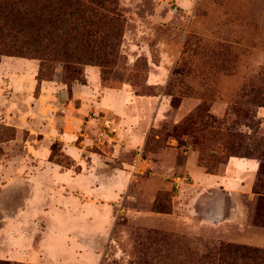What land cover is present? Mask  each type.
I'll list each match as a JSON object with an SVG mask.
<instances>
[{
    "label": "rangeland",
    "instance_id": "rangeland-1",
    "mask_svg": "<svg viewBox=\"0 0 264 264\" xmlns=\"http://www.w3.org/2000/svg\"><path fill=\"white\" fill-rule=\"evenodd\" d=\"M230 155H264V0H0V264H263L264 182L200 227Z\"/></svg>",
    "mask_w": 264,
    "mask_h": 264
},
{
    "label": "crops",
    "instance_id": "crops-1",
    "mask_svg": "<svg viewBox=\"0 0 264 264\" xmlns=\"http://www.w3.org/2000/svg\"><path fill=\"white\" fill-rule=\"evenodd\" d=\"M191 172L197 177V197L203 211L200 227L209 230L246 226L245 222L254 209V197L262 194L256 191L264 182V167L259 160L232 157L216 174L205 172L203 167H192ZM242 241L260 245L257 240ZM260 242L264 245V240Z\"/></svg>",
    "mask_w": 264,
    "mask_h": 264
},
{
    "label": "trees",
    "instance_id": "trees-1",
    "mask_svg": "<svg viewBox=\"0 0 264 264\" xmlns=\"http://www.w3.org/2000/svg\"><path fill=\"white\" fill-rule=\"evenodd\" d=\"M60 3H62V4H70L71 5V3L74 1L75 2V0H58ZM232 157H237L236 155H230V156H228L227 157V159H226V162H228L229 161V159L230 158H232ZM249 158H253V159H257V160H259L260 162H261V164H262V166L264 165V155H263V159H259V158H254V157H249ZM254 252H257V251H254ZM261 252V251H260ZM263 253H264V251H262ZM254 255H253V257L252 256H250V254H249V256L248 257H250V258H258V259H260V260H262L263 261V264H264V254H263V256H259V257H257L256 255H255V253H253ZM245 255H243V257H244Z\"/></svg>",
    "mask_w": 264,
    "mask_h": 264
}]
</instances>
